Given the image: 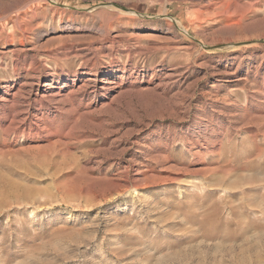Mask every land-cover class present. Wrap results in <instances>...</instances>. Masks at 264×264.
Wrapping results in <instances>:
<instances>
[{
	"label": "rangeland",
	"instance_id": "1",
	"mask_svg": "<svg viewBox=\"0 0 264 264\" xmlns=\"http://www.w3.org/2000/svg\"><path fill=\"white\" fill-rule=\"evenodd\" d=\"M0 264H264V0H0Z\"/></svg>",
	"mask_w": 264,
	"mask_h": 264
}]
</instances>
